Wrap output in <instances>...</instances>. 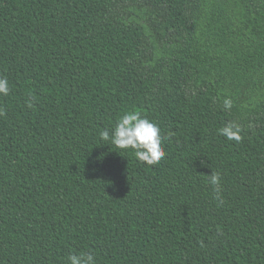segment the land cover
Wrapping results in <instances>:
<instances>
[{
	"label": "trees",
	"instance_id": "16d2710c",
	"mask_svg": "<svg viewBox=\"0 0 264 264\" xmlns=\"http://www.w3.org/2000/svg\"><path fill=\"white\" fill-rule=\"evenodd\" d=\"M0 75V264H264V0H0Z\"/></svg>",
	"mask_w": 264,
	"mask_h": 264
},
{
	"label": "clouds",
	"instance_id": "9594fccd",
	"mask_svg": "<svg viewBox=\"0 0 264 264\" xmlns=\"http://www.w3.org/2000/svg\"><path fill=\"white\" fill-rule=\"evenodd\" d=\"M10 91L7 77L0 75V96H8ZM28 106L32 107L31 103ZM223 107L230 110L232 108L231 99L225 98ZM4 114V109L0 108V115ZM241 131V127L231 121L217 129L218 135L237 143L242 140ZM100 137L103 141H110L121 150H131L135 158L147 166L158 165L167 155L164 141L168 139V136L162 133L157 123L141 117L138 112H125L115 122L114 128L111 131L108 129L101 131ZM220 180L218 172H211L208 176V182L217 193V199L220 198ZM68 260L69 264H97L92 253L72 254Z\"/></svg>",
	"mask_w": 264,
	"mask_h": 264
}]
</instances>
